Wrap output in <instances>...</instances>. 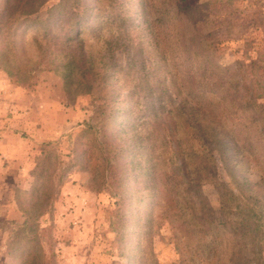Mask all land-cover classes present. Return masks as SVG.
<instances>
[{
  "label": "rangeland",
  "instance_id": "1",
  "mask_svg": "<svg viewBox=\"0 0 264 264\" xmlns=\"http://www.w3.org/2000/svg\"><path fill=\"white\" fill-rule=\"evenodd\" d=\"M59 1L0 0V129L29 140L20 158L10 152L4 159L9 173L1 174L2 185L10 188L11 204L0 203V264H231L234 254L247 264L258 255L264 262V206L240 189L244 180L264 179V166L248 161L231 177L217 153L186 123L178 105L185 97L189 62L174 33L161 32L157 45L147 40L139 15L127 24L117 21L142 0H85L92 20L79 25L80 47L68 49L55 23L49 22L47 35L37 23ZM161 1L155 0L154 19L164 15ZM191 1L205 12V18L197 13L190 21L210 32L202 42L213 61L221 68H238L237 77L259 92L254 102L263 116L251 129H261L264 0ZM28 16L35 18L33 25L14 31L17 20ZM79 53L88 60L89 79H81L80 64L73 63ZM145 85L163 92L175 121L173 135L149 136L139 97ZM231 117L223 119L224 128L239 123ZM92 139L106 145L107 171L91 160L96 157ZM199 155L211 167L204 179L193 173L201 169ZM154 179L176 185L172 196L179 209L165 206L163 195L151 188ZM195 182L227 220L237 223L243 216V222L252 223L246 234L236 237L228 228L206 227L186 234L185 228L201 226L193 225L189 185ZM43 190L45 202L34 207ZM239 207L244 210L235 218Z\"/></svg>",
  "mask_w": 264,
  "mask_h": 264
},
{
  "label": "trees",
  "instance_id": "2",
  "mask_svg": "<svg viewBox=\"0 0 264 264\" xmlns=\"http://www.w3.org/2000/svg\"><path fill=\"white\" fill-rule=\"evenodd\" d=\"M161 3L164 6V8L160 7L164 12L161 18H153V11L158 15L155 0H142L140 1V7L134 9L131 15L126 17L119 16L117 21H124V24H127L130 20L135 21V19H138L139 15L138 24L144 28L147 40L151 39L157 45H160L162 40L161 32L167 30L174 33L180 42L179 52L185 55L186 60L189 62L184 78L186 83L182 88V91L185 92V97L182 104L178 105V109L186 115V123L197 129L202 143L209 146L208 149L217 153L218 158L223 161L231 177H236L235 169L238 165L247 164L248 161H253L255 165L259 163V167H263L264 126L261 129H251L258 122H261L260 118L263 116L254 102V99L257 98L256 93L259 92H255V88H249L243 78L237 77L238 68L227 66L221 68L213 61V54L202 42L210 36V32L204 33L202 26L196 20H193L194 22L190 21L191 17H194L197 13L205 18V12H199L200 4L198 2L191 0H162ZM88 7L90 6L85 4V0H60L48 8L47 17L37 23L44 27L46 35L50 30L49 22L55 23L57 30L65 35L62 43H66L69 47L68 49L79 48L82 44L78 32L79 25L82 24V21L92 20L90 19V8ZM13 10H15V7ZM34 21L35 18L29 16L24 19L20 18L16 22L15 27L17 28L14 31L20 32L21 30L23 32L26 28L33 25ZM140 31L143 30H137L136 32ZM138 49L141 48L139 47ZM76 57L78 59H75L73 63L80 64L77 67V71L81 73V79H89L91 74H88L89 72L85 70L88 60L83 53H79ZM141 93L139 97L144 106L143 115L147 117V122L149 123V136L159 134L164 138L173 135L176 127L175 121H173L172 112L163 101V92L156 91L151 86L145 85V90ZM177 94L179 95L178 90ZM219 109H222L223 114L218 112ZM232 114L240 119L239 123L233 128H224L223 119L232 118ZM211 119L215 120L216 124L211 125ZM88 128L92 129L90 126ZM91 142L94 147L93 152L96 155L91 160L93 162L98 160L96 166H101L102 170L107 171L106 145L104 146L102 142H97L96 139H92ZM173 147L176 152L179 151V146L176 143L173 144ZM197 160L201 169H195L193 173L197 175L196 177L202 176L204 179L206 177L205 172L211 170V167L206 164L205 156L199 155ZM213 169L215 168L212 165V171ZM114 177V170H112L111 178ZM155 180L151 188L160 196L163 195V201L164 203L166 202L165 206L168 209H179L177 199L175 200L172 196V194L177 193L174 187L176 185H165L157 183ZM112 185H115L114 182ZM189 187L194 199L193 202H195L193 215L195 222L193 225L199 223L201 226H198V228L194 226L193 230L185 228L187 235L197 231L204 232V227L212 231H218L217 228H228L233 235H237L236 237L246 234L247 226L250 227L252 223L248 222V220L243 222V216L237 223L227 220L226 217H223L221 211H216L209 204L198 182L189 185ZM240 189L243 196L251 194L250 198L254 204L264 206V179L262 177L254 183L244 180L243 187ZM44 192L46 191L43 190V195H39L40 197L37 198L39 202L33 204L34 207H39L43 201L45 202ZM171 200L172 202H170ZM243 210L242 207L235 210L233 212L234 217L242 215ZM240 250V247L236 246V251L239 252ZM257 258L258 260L253 261L254 264H264L260 255ZM242 260L244 258L240 254H234L230 259L231 264H247ZM27 264H30V262ZM31 264L33 263L31 262Z\"/></svg>",
  "mask_w": 264,
  "mask_h": 264
},
{
  "label": "crops",
  "instance_id": "3",
  "mask_svg": "<svg viewBox=\"0 0 264 264\" xmlns=\"http://www.w3.org/2000/svg\"><path fill=\"white\" fill-rule=\"evenodd\" d=\"M6 119L7 118H5V120ZM0 123H4V122L0 120ZM23 136L24 134H19L17 132L11 131L10 129L6 127H3L0 129V184L2 186L0 187V203L1 204H7L9 206L11 204V196L9 194L10 188L8 186L2 185L4 175L1 176V174H5L6 176V174L8 175L9 173V165H5L4 159L8 161L10 157L9 156L7 157L5 155H9L11 154L10 152H14L16 155L15 158L21 157V155L24 153V151L22 150L23 143L29 141ZM34 139L38 140V138H34ZM14 149H19V150L13 151Z\"/></svg>",
  "mask_w": 264,
  "mask_h": 264
}]
</instances>
